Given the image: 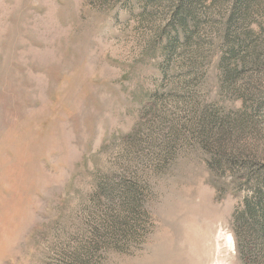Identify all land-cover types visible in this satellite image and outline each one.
Segmentation results:
<instances>
[{"label":"rangeland","instance_id":"374dc122","mask_svg":"<svg viewBox=\"0 0 264 264\" xmlns=\"http://www.w3.org/2000/svg\"><path fill=\"white\" fill-rule=\"evenodd\" d=\"M262 182L264 0H0V264H264Z\"/></svg>","mask_w":264,"mask_h":264},{"label":"trees","instance_id":"16d2710c","mask_svg":"<svg viewBox=\"0 0 264 264\" xmlns=\"http://www.w3.org/2000/svg\"><path fill=\"white\" fill-rule=\"evenodd\" d=\"M262 186H263V188H262V190L260 191V205H261V207L262 208H264V182H262V184H261ZM263 212H264V209H263ZM260 224L262 225V227H263V234H264V216H263V218H262V220L260 221Z\"/></svg>","mask_w":264,"mask_h":264}]
</instances>
